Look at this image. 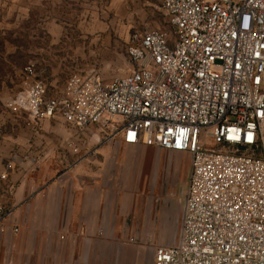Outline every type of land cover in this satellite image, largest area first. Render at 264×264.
<instances>
[{"label": "built area", "instance_id": "obj_1", "mask_svg": "<svg viewBox=\"0 0 264 264\" xmlns=\"http://www.w3.org/2000/svg\"><path fill=\"white\" fill-rule=\"evenodd\" d=\"M161 4L171 32H135L128 75L74 73L52 95L30 63L4 107L190 155L179 242L158 246L153 264H264V0ZM209 130L211 147L201 142Z\"/></svg>", "mask_w": 264, "mask_h": 264}, {"label": "crops", "instance_id": "obj_2", "mask_svg": "<svg viewBox=\"0 0 264 264\" xmlns=\"http://www.w3.org/2000/svg\"><path fill=\"white\" fill-rule=\"evenodd\" d=\"M62 89L53 93L49 87V92L58 95ZM3 109L0 264H104L106 259L145 264L147 256L153 264L158 246L154 253L136 247L119 251L115 242L118 228L126 223L120 220L126 208H172L168 190L154 189L144 207L134 205L132 196L118 189L119 170L129 177L138 152L155 147L103 139L100 126L79 131L59 116L34 123L25 113ZM155 156L159 168L162 154L157 151ZM137 158L143 168V154ZM180 234L181 223L170 245L179 242Z\"/></svg>", "mask_w": 264, "mask_h": 264}, {"label": "rangeland", "instance_id": "obj_3", "mask_svg": "<svg viewBox=\"0 0 264 264\" xmlns=\"http://www.w3.org/2000/svg\"><path fill=\"white\" fill-rule=\"evenodd\" d=\"M152 30L171 32L161 0H0V114L4 100L22 91L28 64L36 63L44 71L53 93L78 72L96 70L105 82H111L132 70L127 55L131 36ZM114 123L118 127L119 119ZM102 129L106 139L112 132ZM201 142L214 146L210 130L203 132ZM157 151L162 154L159 168ZM142 154L143 168L137 158ZM135 157L129 177L119 170L118 189L132 196L134 205L144 207L154 189L168 190L172 208H126V215L120 214L126 223L118 228L115 243L119 251L136 247L153 252L157 246L170 245L179 233L191 157L156 148ZM104 264L118 262L106 259ZM145 264H150L149 256Z\"/></svg>", "mask_w": 264, "mask_h": 264}, {"label": "trees", "instance_id": "obj_4", "mask_svg": "<svg viewBox=\"0 0 264 264\" xmlns=\"http://www.w3.org/2000/svg\"><path fill=\"white\" fill-rule=\"evenodd\" d=\"M127 50H128V48H127ZM127 55H128V51H127ZM129 57V56H128Z\"/></svg>", "mask_w": 264, "mask_h": 264}]
</instances>
